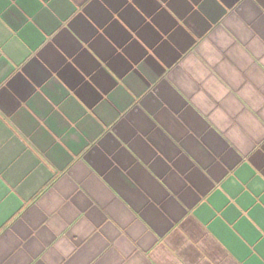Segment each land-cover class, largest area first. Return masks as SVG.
I'll return each instance as SVG.
<instances>
[{"label": "clouds", "instance_id": "obj_1", "mask_svg": "<svg viewBox=\"0 0 264 264\" xmlns=\"http://www.w3.org/2000/svg\"><path fill=\"white\" fill-rule=\"evenodd\" d=\"M187 2L191 9L179 13V22L172 20L175 31L155 56L141 55L136 67L125 68L118 89L110 76L113 83L103 91H117L107 98L86 96L79 85L71 87L75 97L54 94L53 82L34 77L43 87L25 81L31 91L22 94L8 87L19 73L6 78L0 89L10 99L0 103V264H236L239 251L221 245L224 235L210 223L216 201L200 203L221 177L224 190L264 229V175L252 168L264 171V33L257 27L264 7L258 0H215L218 10L209 14ZM50 4L43 5L39 36L31 43L71 10L67 0L55 9ZM49 43L33 54L29 42L5 30L0 52L29 72ZM134 96L162 119L176 114L180 125L173 134L181 147L174 145L178 152L170 159L181 162L174 163L179 174L158 172L156 159L150 161L165 182L157 183L162 191L155 195L116 166L119 149L106 145L110 138L118 142L113 131L122 137V123L137 136L140 128L129 116L143 112ZM23 118L43 129L47 143L25 131ZM114 170L132 190L114 182ZM193 220L199 231L190 227ZM165 233L156 245V234ZM248 235L258 249L254 264H264V231L251 227Z\"/></svg>", "mask_w": 264, "mask_h": 264}, {"label": "crops", "instance_id": "obj_2", "mask_svg": "<svg viewBox=\"0 0 264 264\" xmlns=\"http://www.w3.org/2000/svg\"><path fill=\"white\" fill-rule=\"evenodd\" d=\"M49 2L50 0H0V35L5 30L16 33L29 42V49L33 54L43 44L52 42L41 54L44 57H37L39 64L34 63L29 66V72H25L21 64L12 62L0 52V89L7 87L6 78L19 73L9 81L8 87H13L22 94L31 91L28 84L37 89L43 87L36 84L32 79L34 77L38 82L45 78V84L53 82L54 94L59 92L64 96L75 97L73 89L79 85L80 93L86 96L99 98L101 95L107 98L123 86L125 78L120 76L121 72L127 67L130 68L131 64L136 67L135 60L141 55L155 56V48L175 31L176 25L172 24V20L179 22L181 19L179 13L186 12L192 7L187 0H67L71 10L63 17L60 25L52 32L41 34L36 43H31L39 36L38 26L44 19L41 15L44 11L43 5ZM194 2L200 4L209 14L218 10L215 0H203L202 4L201 0ZM64 3L65 0H51L50 6L55 9ZM258 3L264 7V0H258ZM75 15L78 16L70 24V20ZM194 18L200 19L195 13ZM257 27L264 33V15L258 18ZM61 30L54 41L53 37ZM5 64L9 66L5 67ZM110 76L117 82V89L105 93L104 88L113 83ZM0 94H3L0 95V103L10 104L5 90H0ZM76 99L78 100L79 97ZM31 100L32 97H29L28 103ZM139 100V96H134V103L144 114L137 109L129 116L130 120L135 121V127L140 128L137 129V136L134 128L122 123L118 128L122 137L113 131V136L120 145L111 138L106 145L109 151L119 149L114 157L117 160L114 161L116 166L126 174L129 171V174L146 191H149V194L155 195L157 190L162 191L157 183L163 186L165 182L156 175L150 161L156 159L152 167L158 172H169L170 175H174L171 170L179 174L174 163L180 167L181 162L173 163L170 159L171 154L178 152L175 146L181 147L173 134L174 129L179 128L180 125L176 114L169 111L162 119L140 104ZM145 103L148 104L149 101ZM149 107L155 111L152 105L149 104ZM3 119L4 114L0 109V124L3 123ZM21 122L25 131L37 142L47 143V134L39 125L27 118H23ZM110 127L103 125L105 130H110ZM252 168L264 175V171L257 169L255 165H252ZM112 178L122 187L132 190L118 170L113 171ZM225 178L214 179L213 187L202 196L200 203L216 201L209 212L210 223L223 233L224 238L219 240L221 245L229 251L232 249L239 251L236 264H254L258 249L253 247L254 238L248 234L251 227L260 231L264 229L256 223L249 211L241 206V200L236 195L224 190ZM100 179L115 192L103 177ZM116 195L119 196V193ZM240 196L242 199L243 193ZM191 211L193 210L189 209V212ZM176 226L174 224V227ZM190 227L199 231L196 220H193ZM166 236L167 233L164 236L156 234L155 244L162 243ZM260 250L264 252V241L261 242ZM255 264L261 262L255 261Z\"/></svg>", "mask_w": 264, "mask_h": 264}]
</instances>
